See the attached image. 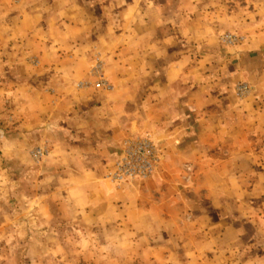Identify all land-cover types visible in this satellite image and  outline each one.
<instances>
[{"label": "crops", "instance_id": "1", "mask_svg": "<svg viewBox=\"0 0 264 264\" xmlns=\"http://www.w3.org/2000/svg\"><path fill=\"white\" fill-rule=\"evenodd\" d=\"M102 2L0 0V64L22 69L0 87V150L18 166L38 159L54 194L77 193L53 208L79 241L159 260L180 256L175 236L192 259L211 257L241 240L233 208L264 215L247 200L264 197V0ZM136 137L154 141L161 164L116 185Z\"/></svg>", "mask_w": 264, "mask_h": 264}, {"label": "rangeland", "instance_id": "2", "mask_svg": "<svg viewBox=\"0 0 264 264\" xmlns=\"http://www.w3.org/2000/svg\"><path fill=\"white\" fill-rule=\"evenodd\" d=\"M99 1L85 0L87 8L95 11L100 9ZM103 1L107 6L110 3V0ZM104 2L103 9L106 6ZM101 20L104 23L105 19ZM0 53H3V50ZM3 58L7 59L5 56ZM21 72V66L0 64V87L6 77L21 75ZM239 84L235 87L236 92ZM3 125L4 123L0 122V140L4 135L1 133L4 130L1 127ZM11 127L13 124L6 129V136L13 133H8ZM31 154L34 158L37 155L35 147L31 149ZM34 160L35 164L18 166L6 160L0 150V264H264V215L245 217L238 213L237 207L233 208L232 213L236 222L240 220L236 224L244 227L241 240L234 244L233 241L229 244L225 242L227 245L220 244L222 249L214 251L215 254L211 257L192 259L186 255L188 250L184 248V243L178 241L175 236L167 237L168 243L180 256L175 254L159 260L139 257L137 252L134 256L132 254L135 252H132L131 258L126 259L124 255L127 250L119 249V245L104 243L103 246V243L93 240L81 242L77 235L79 227L61 225L58 221L63 218L64 213L61 208L57 211L53 208L55 203L59 204L65 198L69 201L72 196L76 197L77 193L54 194V185L57 183L51 182V175H47L48 173H37V167L42 163H39L38 159ZM138 180L147 179L129 180L122 184L112 182L120 186ZM247 196V200L261 201L264 209V197L254 199L253 195ZM94 229L95 227H91L92 231ZM61 237H70L71 240L63 241ZM102 247L108 251H100L103 250ZM101 253L104 256H101ZM109 253L113 254V257H105Z\"/></svg>", "mask_w": 264, "mask_h": 264}, {"label": "built area", "instance_id": "3", "mask_svg": "<svg viewBox=\"0 0 264 264\" xmlns=\"http://www.w3.org/2000/svg\"><path fill=\"white\" fill-rule=\"evenodd\" d=\"M234 36L226 35L225 40L232 44ZM92 72L100 76L102 66L100 61H96ZM105 81H98L97 86H102ZM251 91L247 83H240L237 86V93L243 95ZM48 153L47 149L37 150V155L42 156ZM162 158L154 141L149 137H136L125 141L120 155L114 163L110 178L113 182L122 184L129 180L148 179L161 164Z\"/></svg>", "mask_w": 264, "mask_h": 264}]
</instances>
